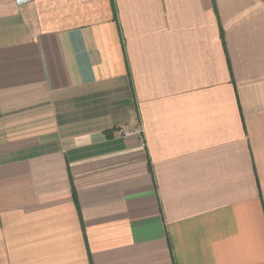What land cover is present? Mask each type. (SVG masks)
Returning a JSON list of instances; mask_svg holds the SVG:
<instances>
[{
  "label": "crops",
  "instance_id": "crops-1",
  "mask_svg": "<svg viewBox=\"0 0 264 264\" xmlns=\"http://www.w3.org/2000/svg\"><path fill=\"white\" fill-rule=\"evenodd\" d=\"M0 264H264V0H0Z\"/></svg>",
  "mask_w": 264,
  "mask_h": 264
},
{
  "label": "built area",
  "instance_id": "built-area-1",
  "mask_svg": "<svg viewBox=\"0 0 264 264\" xmlns=\"http://www.w3.org/2000/svg\"><path fill=\"white\" fill-rule=\"evenodd\" d=\"M15 1V3L17 4V5H24V4H26V3H30V2H32V1H35V0H14ZM137 132H140V130H138V131H131V130H128V129H124L123 130V134L124 135H132V134H135V133H137Z\"/></svg>",
  "mask_w": 264,
  "mask_h": 264
}]
</instances>
